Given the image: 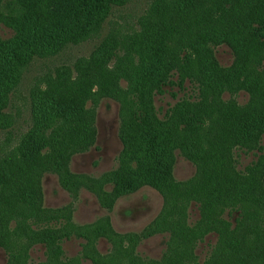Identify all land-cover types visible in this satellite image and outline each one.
<instances>
[{"label":"rangeland","instance_id":"rangeland-1","mask_svg":"<svg viewBox=\"0 0 264 264\" xmlns=\"http://www.w3.org/2000/svg\"><path fill=\"white\" fill-rule=\"evenodd\" d=\"M123 1L112 5L94 37L27 64L10 93L6 111L13 123L0 129V177L6 183L0 200L34 205L16 209L7 222L11 231L0 221V241L38 224L39 232L61 235L50 246L53 264H125L121 245L153 231L161 214L171 230L140 239L136 261L191 264L185 258L190 250L199 264L264 261V0L240 2L237 23L203 46L185 17L210 0ZM22 13L16 0H0V37L12 36L3 22ZM110 32L113 54L91 61L89 78L70 73L83 107L68 118L52 107L65 119L32 126L30 87L53 86L56 67L88 57ZM222 39L228 42L217 43ZM159 176L168 185L162 192ZM118 183L134 188L121 192ZM30 186L41 187V198L29 196ZM181 202L183 213L173 207ZM236 226L230 244L220 246V236ZM106 227L113 243L98 233ZM18 239L26 240L11 236L9 250L0 246V264L21 248ZM44 246L34 245L26 264H46Z\"/></svg>","mask_w":264,"mask_h":264},{"label":"trees","instance_id":"trees-1","mask_svg":"<svg viewBox=\"0 0 264 264\" xmlns=\"http://www.w3.org/2000/svg\"><path fill=\"white\" fill-rule=\"evenodd\" d=\"M116 1L117 0H16L17 4L23 9V13L20 17H12L9 22H3L12 28L13 34L9 38L0 37V129L10 127L13 123L12 116L6 111L10 99L9 95L18 85L27 64L31 63V61L36 58H46L56 55L69 44H78L94 37L99 32L107 16L111 13L112 5L114 6ZM127 1L124 0L121 4L127 3ZM163 1L167 3L168 0ZM179 1L181 0H176V2ZM184 1L187 2V0ZM240 2L243 3L244 0H210V3L205 4L200 2L197 4V8H195L194 11L187 12L185 17L187 22L186 26H189L192 31H195L196 38L198 36L200 45H206L213 41L215 43L213 37L215 32L216 34L218 32L224 34L226 33L225 30L228 31L232 25L237 23L242 12L239 7ZM183 7L186 12V6L183 5ZM256 36L260 38L261 34L256 33ZM113 38V34H111V32L108 33L94 46L88 57L80 56L69 63L70 65L63 64L60 67H56L54 71L56 80L53 86L48 85L44 89H40L37 86L30 87L28 106L30 107L32 126L33 123H35L34 127L40 126L41 124L45 126L48 121L53 120L55 117L65 119L63 113L66 115V118H68L73 111L83 107L84 97H80L82 93L78 92L72 86L73 82H71L72 77L70 73L75 70L78 76L89 78L90 75L86 72L88 71L87 69H90V62L98 58L100 59V55L107 56L108 58V56L113 54V46L115 44ZM220 42L224 43L228 41L222 39L217 43ZM109 45H111V47ZM210 51V58L215 61L214 53L209 48V53ZM166 79L167 76L162 79V82L158 84L156 88H160V85L165 84L163 82ZM167 83L169 82H166V84ZM179 85L181 84L179 83ZM52 107L58 108L59 112L63 113L56 114L55 110L51 109ZM29 136H34V132L32 131L29 133ZM31 140V138H27L28 143L31 142ZM25 149H27V144L21 147L20 150ZM24 166H27V164H24ZM127 168L119 169L116 175L124 174ZM170 170L171 168L169 169V176L171 177ZM118 184L121 186V190H119L121 192H130L134 188L131 183ZM156 184L161 192L164 186H168L160 176ZM5 187V180L2 181L0 177V194L4 195L3 192L6 189ZM91 190L93 191V189ZM9 191H11V189H9ZM28 191L30 192L29 196L41 198V187L38 188V186H36L35 190H33L30 186ZM162 194L164 196L165 193ZM3 198L4 197H2V199ZM167 204L168 200L166 201L164 199L163 210L167 208ZM33 205L34 202H28L26 199L5 197L3 200H0V221H4L3 226H5V229H9V227L7 228V222L13 219V216L18 211L16 209H28ZM173 207L180 213H183L186 206L181 202L180 205H175ZM35 210H38V207ZM3 213L10 216L2 217ZM162 216L163 215L158 214L153 220V231L147 230L141 238H139L140 235H137L124 244L120 243L123 245H121L119 252L128 260L125 264H147L146 262L142 263L136 261L138 257L136 256L135 248L140 239L146 238L158 230L161 231L167 228L171 230L167 223L164 222L165 217ZM245 216H247V213L243 212V217ZM3 218H5V220ZM51 218L57 221L61 216L50 217L47 218V220ZM107 221L108 219L105 222L107 223ZM179 222L182 226L186 225L183 219L178 221V223ZM34 226L36 228H32L33 230L29 231V224L26 233H23L22 231L24 229H21L18 232H8L5 234L3 241H0V246L6 250H9V247L12 246L11 236L17 238V235L24 234L26 238L24 241L23 239H18L20 245H23L21 248L13 250L14 253L11 257L9 255L7 256L8 260L6 264H26L30 256L29 252L34 245L40 243L45 245L46 264H53L51 260L54 255L50 246H55L57 241L60 240L61 235L54 232L49 233L48 231L39 232L38 224ZM2 230L3 229L0 228V232ZM9 230L11 231V229ZM109 230L111 233L113 232L110 227ZM109 230H107V227L105 231L98 228V233H100V235L105 234L109 241L113 243V239L104 233ZM235 230L236 231L229 229L225 236L223 234L220 236L222 238L219 243L220 246L227 245L228 243L230 244L231 234L237 233L238 226H236ZM207 231L208 229H205L204 233ZM70 234L72 233H68L65 236L70 237ZM231 245L234 247L237 246V244L233 243ZM227 248L228 247H222L220 250L221 252H227ZM55 250H58V247L55 248ZM191 252L192 250L185 254V258H187L191 264H199L196 256ZM234 252L235 254L237 253V251ZM95 254L98 253L95 252ZM229 254L233 255V253ZM221 255L216 254L215 257H220ZM236 259L237 256L234 255V258L230 259V261H236ZM250 259L252 264H264L263 260L256 261L252 257ZM179 264L187 263L181 260ZM203 264H205V262ZM241 264L247 263L241 262Z\"/></svg>","mask_w":264,"mask_h":264}]
</instances>
